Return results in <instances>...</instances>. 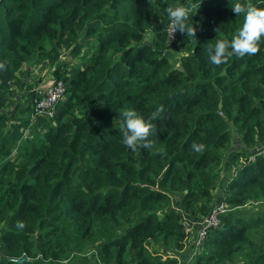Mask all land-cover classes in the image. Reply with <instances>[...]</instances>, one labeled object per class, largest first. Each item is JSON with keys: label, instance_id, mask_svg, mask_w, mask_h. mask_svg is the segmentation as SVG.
Here are the masks:
<instances>
[{"label": "trees", "instance_id": "16d2710c", "mask_svg": "<svg viewBox=\"0 0 264 264\" xmlns=\"http://www.w3.org/2000/svg\"><path fill=\"white\" fill-rule=\"evenodd\" d=\"M236 2L264 8L201 0L190 38L164 10L199 0H0V264H264V41L207 56L242 26ZM39 64L66 84L51 117ZM159 105L154 147L126 148L121 113ZM221 203L198 249L188 228Z\"/></svg>", "mask_w": 264, "mask_h": 264}, {"label": "clouds", "instance_id": "9594fccd", "mask_svg": "<svg viewBox=\"0 0 264 264\" xmlns=\"http://www.w3.org/2000/svg\"><path fill=\"white\" fill-rule=\"evenodd\" d=\"M201 4L192 3L187 6L169 5L165 12L170 21L171 37L179 30L186 37L196 38L197 28L193 23H189L190 14L197 12ZM236 16L243 15V24L237 33L229 41L228 39L218 40L214 46H209L207 56L214 65L227 63L232 56L243 58L259 53L260 45L264 41V8L256 7L251 3L236 2L231 7ZM219 28L215 29L218 31ZM5 69V64L0 62V70ZM164 106L159 105L147 119L134 109H128L121 113L124 123L121 125L123 135L122 144L132 151L139 148L152 149L154 142L149 139L155 133L156 125L153 121L157 120L164 112ZM195 151H202V144L192 145ZM17 228H24L23 222L17 223Z\"/></svg>", "mask_w": 264, "mask_h": 264}, {"label": "built area", "instance_id": "2783aa9c", "mask_svg": "<svg viewBox=\"0 0 264 264\" xmlns=\"http://www.w3.org/2000/svg\"><path fill=\"white\" fill-rule=\"evenodd\" d=\"M36 114L41 116H53L57 103L66 93V84L62 80L54 81L48 87H40L37 90ZM257 154L264 155V145L258 150ZM225 203H221L212 209V212L199 224V230L194 240L195 246L199 249L204 237L211 227L219 224V215L226 210ZM191 232L193 227L188 228ZM193 229V230H192Z\"/></svg>", "mask_w": 264, "mask_h": 264}, {"label": "rangeland", "instance_id": "374dc122", "mask_svg": "<svg viewBox=\"0 0 264 264\" xmlns=\"http://www.w3.org/2000/svg\"><path fill=\"white\" fill-rule=\"evenodd\" d=\"M64 59L66 61L73 62V63H77L79 61V58H77L76 56H65L64 55ZM33 72H34L33 76L30 75L31 79L34 81L39 80L41 83L43 82L44 83L42 86L43 88L44 87L46 88V86H49V83L51 84L53 82L52 70L47 65L46 66H40V64H39L38 66H35V69ZM39 81H37V82H39ZM35 90H37V89L35 88ZM9 108H11V107H9ZM195 261H196V258L194 259V262ZM65 263L68 264L69 261H66ZM70 263H71V261H70Z\"/></svg>", "mask_w": 264, "mask_h": 264}, {"label": "crops", "instance_id": "0c3cea01", "mask_svg": "<svg viewBox=\"0 0 264 264\" xmlns=\"http://www.w3.org/2000/svg\"><path fill=\"white\" fill-rule=\"evenodd\" d=\"M34 69L35 68H33V69H30L29 71H27V76H26V80H27V84H31V86H33V88L35 87L36 89H38V88H40V87H42L43 86V82L41 83L39 80H37V81H39V82H37V81H34V80H32L31 79V76L30 75H32L33 76V74H34ZM49 85H50V83H49ZM46 87H48V86H46ZM34 88V89H35ZM240 142V140L239 139H237L236 138V141H235V145L236 146H239V143ZM195 222V221H194ZM193 226H195V230L192 232V237H193V240H195V238H196V236H197V234L196 233H198V230H199V228H198V230H196V225L195 224H193ZM191 242H194V241H191Z\"/></svg>", "mask_w": 264, "mask_h": 264}, {"label": "water", "instance_id": "95a60500", "mask_svg": "<svg viewBox=\"0 0 264 264\" xmlns=\"http://www.w3.org/2000/svg\"><path fill=\"white\" fill-rule=\"evenodd\" d=\"M27 260H28L27 256H24L22 258L17 259L18 262H23V261H27Z\"/></svg>", "mask_w": 264, "mask_h": 264}]
</instances>
